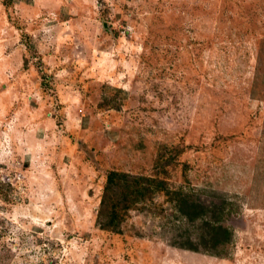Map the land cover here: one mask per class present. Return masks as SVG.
Instances as JSON below:
<instances>
[{
    "label": "rangeland",
    "instance_id": "1",
    "mask_svg": "<svg viewBox=\"0 0 264 264\" xmlns=\"http://www.w3.org/2000/svg\"><path fill=\"white\" fill-rule=\"evenodd\" d=\"M0 264H264V0H0Z\"/></svg>",
    "mask_w": 264,
    "mask_h": 264
},
{
    "label": "trees",
    "instance_id": "2",
    "mask_svg": "<svg viewBox=\"0 0 264 264\" xmlns=\"http://www.w3.org/2000/svg\"><path fill=\"white\" fill-rule=\"evenodd\" d=\"M117 174H115L114 172H111L109 175H108V183H110V182H112L114 179H115V176H116ZM179 201H180V203H181V207L185 210L186 209V206H187V201L188 200H186L185 198H179ZM183 210V211H184ZM114 212H111L110 213V218H109V223H111V224H114V225H110V226H114V228H117L116 227V224H117V216L115 215V214H113ZM108 227H109V225H108ZM224 232H226L227 233V231L225 230Z\"/></svg>",
    "mask_w": 264,
    "mask_h": 264
}]
</instances>
